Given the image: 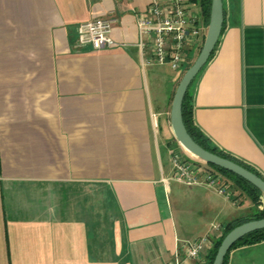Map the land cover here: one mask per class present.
Wrapping results in <instances>:
<instances>
[{
	"label": "crops",
	"instance_id": "crops-1",
	"mask_svg": "<svg viewBox=\"0 0 264 264\" xmlns=\"http://www.w3.org/2000/svg\"><path fill=\"white\" fill-rule=\"evenodd\" d=\"M149 1L0 0V264H170L186 240L211 231L215 243L256 210L226 175L237 201L173 178L184 70L143 64L137 20ZM223 7L190 84L194 122L264 178V0ZM110 13L118 45L78 44L79 23ZM227 264H264V240L232 248Z\"/></svg>",
	"mask_w": 264,
	"mask_h": 264
},
{
	"label": "built area",
	"instance_id": "built-area-1",
	"mask_svg": "<svg viewBox=\"0 0 264 264\" xmlns=\"http://www.w3.org/2000/svg\"><path fill=\"white\" fill-rule=\"evenodd\" d=\"M202 10L201 0H150L147 8L138 14L137 20V46L143 64H168L173 70H184L189 62L188 52L199 51L204 42L206 32ZM116 22V16L110 13L79 23L78 44L90 45L93 49L115 47L119 43L111 33ZM171 160L173 178L178 182L188 186L206 183L215 186L220 194L237 201L228 179L206 162L175 146L171 151ZM263 205L264 201L260 207ZM217 229L220 230V226L213 227V231ZM213 246L211 231L186 240L183 256L177 254L170 264H190L191 260H203Z\"/></svg>",
	"mask_w": 264,
	"mask_h": 264
},
{
	"label": "water",
	"instance_id": "water-1",
	"mask_svg": "<svg viewBox=\"0 0 264 264\" xmlns=\"http://www.w3.org/2000/svg\"><path fill=\"white\" fill-rule=\"evenodd\" d=\"M224 23L223 0H212L208 31L198 56L185 70L173 97L170 110L171 129L176 140L196 158L221 167L246 179L264 194V179L245 168L243 165L211 152L198 144L188 133L182 118V102L185 94L198 72L202 69L212 54L222 31ZM264 218L253 219L237 225L231 229L221 241L212 264H223L225 255L232 245L246 234L263 229Z\"/></svg>",
	"mask_w": 264,
	"mask_h": 264
},
{
	"label": "trees",
	"instance_id": "trees-1",
	"mask_svg": "<svg viewBox=\"0 0 264 264\" xmlns=\"http://www.w3.org/2000/svg\"><path fill=\"white\" fill-rule=\"evenodd\" d=\"M211 2H212V0H201L203 14H204L207 22H209V20H210ZM191 64H192L191 62L187 63L186 67L184 68V72ZM189 88H190V86H189ZM189 88H188V90L185 94V97L183 99V102H182V118H183V122H184L186 129H187L188 133L190 134V136L198 144H200L202 147H204L205 149H207L211 152L217 153L223 157L229 158V159L243 165L245 168L253 171L254 173H256L257 175H259L260 177L263 178V176L257 170L252 168L250 165H247L246 163H244V162L240 161L239 159L235 158L234 156H232L230 153H228V152L214 146L213 144H211L210 141L202 133V131L195 125L194 116H193L192 94H191ZM174 140L177 142L175 137H174ZM186 152H188V151L186 150ZM188 153L191 154L190 152H188ZM191 156H193V155L191 154ZM193 157H195V156H193ZM207 164L210 165L212 168L220 171L224 175H226L227 178L229 180H231L235 186L240 188L243 192L247 193L248 196L251 198V201L254 203V205L256 207V210L253 213H251L249 215L237 217V218L227 222L223 226V231H222L221 236L215 240L213 248L210 250V252L207 255V260H208L207 264H212L213 260L215 258L217 249H218L221 241L223 240L224 236L231 229H233L234 227H236L239 224H242L244 222H247V221L253 220V219L264 218V205H263V207H260L261 204H263V200H262L263 193H262V191L260 189H258L256 186H254L252 183H250L246 179L234 174L233 172H230L228 170H225V169L218 167L216 165H213V164H209V163H207ZM263 240H264V228L246 234L245 236L240 238L238 241H236L232 245V247L229 249V251L225 255L223 264H227L228 255H229V252L232 248H234L236 246H240V245L253 244V243L261 242Z\"/></svg>",
	"mask_w": 264,
	"mask_h": 264
},
{
	"label": "rangeland",
	"instance_id": "rangeland-1",
	"mask_svg": "<svg viewBox=\"0 0 264 264\" xmlns=\"http://www.w3.org/2000/svg\"><path fill=\"white\" fill-rule=\"evenodd\" d=\"M198 10L200 11L199 6H198ZM191 57H194V53L192 54ZM164 69H165L166 72H167V73H166L167 76H169V75L171 76L172 74L177 73V72H175L174 70H172L170 66H167V67L164 68ZM166 74H165V75H166ZM172 141H173V142H172L173 144L176 143L177 145H179L178 147H180L181 149H183V150L186 152V150H185L184 148H182V146L179 144L178 141L176 142V141L174 140V138L172 139ZM187 153H188V152H187ZM188 154H189V153H188ZM190 155H191V154H190ZM222 174H223V173H222ZM223 175H224V174H223ZM171 183H172L173 185H177V183L174 182V181H171ZM262 200L264 201V194H263V196H262Z\"/></svg>",
	"mask_w": 264,
	"mask_h": 264
}]
</instances>
